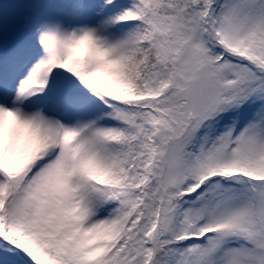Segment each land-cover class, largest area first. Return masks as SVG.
Wrapping results in <instances>:
<instances>
[{"label": "snow or ice", "instance_id": "1", "mask_svg": "<svg viewBox=\"0 0 264 264\" xmlns=\"http://www.w3.org/2000/svg\"><path fill=\"white\" fill-rule=\"evenodd\" d=\"M0 264H264V0H0Z\"/></svg>", "mask_w": 264, "mask_h": 264}]
</instances>
